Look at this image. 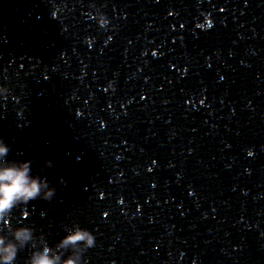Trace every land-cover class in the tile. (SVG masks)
Returning <instances> with one entry per match:
<instances>
[{
    "label": "water",
    "instance_id": "water-1",
    "mask_svg": "<svg viewBox=\"0 0 264 264\" xmlns=\"http://www.w3.org/2000/svg\"><path fill=\"white\" fill-rule=\"evenodd\" d=\"M0 87L7 160L57 189L12 228L88 230L82 264H264V0H0Z\"/></svg>",
    "mask_w": 264,
    "mask_h": 264
},
{
    "label": "clouds",
    "instance_id": "clouds-1",
    "mask_svg": "<svg viewBox=\"0 0 264 264\" xmlns=\"http://www.w3.org/2000/svg\"><path fill=\"white\" fill-rule=\"evenodd\" d=\"M99 29L108 23L103 15H97ZM7 94V89L0 87V97ZM10 148L0 141V221L4 222L8 236H0V264H15L18 253L26 246L34 251L25 264H82L83 254L95 247V237L86 229L76 224L64 227L65 235L54 247L47 246L43 237L36 238L28 227L12 228L8 217L17 207L28 205L31 201H51L56 195V187L31 171L33 160L25 162L8 161ZM46 168H51V161H46ZM60 185H66L62 178ZM10 237V238H9ZM39 248V250H35ZM65 253H69L65 258ZM86 264V262H84Z\"/></svg>",
    "mask_w": 264,
    "mask_h": 264
}]
</instances>
